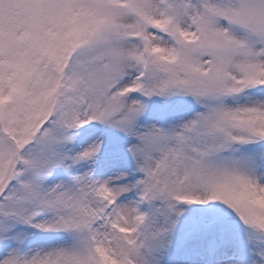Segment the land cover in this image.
Segmentation results:
<instances>
[{
	"label": "snow or ice",
	"instance_id": "6c2138e0",
	"mask_svg": "<svg viewBox=\"0 0 264 264\" xmlns=\"http://www.w3.org/2000/svg\"><path fill=\"white\" fill-rule=\"evenodd\" d=\"M0 264H264V0H0Z\"/></svg>",
	"mask_w": 264,
	"mask_h": 264
}]
</instances>
